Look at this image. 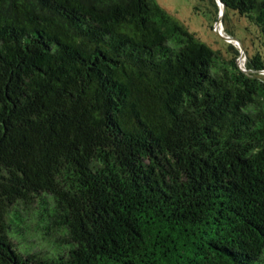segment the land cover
I'll return each mask as SVG.
<instances>
[{
  "label": "trees",
  "instance_id": "16d2710c",
  "mask_svg": "<svg viewBox=\"0 0 264 264\" xmlns=\"http://www.w3.org/2000/svg\"><path fill=\"white\" fill-rule=\"evenodd\" d=\"M221 1L250 72L156 0H0V264H264V0Z\"/></svg>",
  "mask_w": 264,
  "mask_h": 264
},
{
  "label": "rangeland",
  "instance_id": "374dc122",
  "mask_svg": "<svg viewBox=\"0 0 264 264\" xmlns=\"http://www.w3.org/2000/svg\"><path fill=\"white\" fill-rule=\"evenodd\" d=\"M164 9H166L178 22L184 25L190 32H193L202 42L210 45L214 49L225 51V40L219 36L213 28H210V20L207 16L196 14L193 7L198 0H156ZM229 24L234 31L236 38L241 41L245 51V56L238 58V64L244 65L249 52L253 51L256 44L254 38L245 30L246 23L235 13L229 12ZM223 29V30H222ZM219 31L222 35L227 36L223 24ZM224 32V33H223ZM239 48L237 42H232ZM244 59V62L241 61Z\"/></svg>",
  "mask_w": 264,
  "mask_h": 264
},
{
  "label": "water",
  "instance_id": "95a60500",
  "mask_svg": "<svg viewBox=\"0 0 264 264\" xmlns=\"http://www.w3.org/2000/svg\"><path fill=\"white\" fill-rule=\"evenodd\" d=\"M218 6H219V15H218V20L215 22L214 24V30L215 32L221 36L226 42L232 43V42H237L239 44V50H240V57L242 58L243 56H245V51L244 48L241 44V41L235 37L232 36H224L220 33L219 28L222 25V17H223V13L225 11V5L222 3L221 0H217ZM240 68L245 71V72H250L248 70L245 69L244 65H239ZM262 74H264V71H261Z\"/></svg>",
  "mask_w": 264,
  "mask_h": 264
},
{
  "label": "bare ground",
  "instance_id": "6f19581e",
  "mask_svg": "<svg viewBox=\"0 0 264 264\" xmlns=\"http://www.w3.org/2000/svg\"><path fill=\"white\" fill-rule=\"evenodd\" d=\"M223 30V29H222ZM224 33V32H223ZM242 62H244V59H241ZM244 64V63H243Z\"/></svg>",
  "mask_w": 264,
  "mask_h": 264
}]
</instances>
